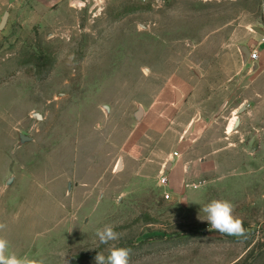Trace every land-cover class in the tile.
Segmentation results:
<instances>
[{
    "label": "rangeland",
    "instance_id": "obj_1",
    "mask_svg": "<svg viewBox=\"0 0 264 264\" xmlns=\"http://www.w3.org/2000/svg\"><path fill=\"white\" fill-rule=\"evenodd\" d=\"M260 30L264 0H0V236L11 251L95 264L109 248L96 230L110 224L130 264H264V52L242 63ZM196 75L219 90L242 82L178 145L170 118L188 115L172 113L170 93L190 92ZM212 199L233 203L244 237L209 230L200 209Z\"/></svg>",
    "mask_w": 264,
    "mask_h": 264
},
{
    "label": "crops",
    "instance_id": "obj_2",
    "mask_svg": "<svg viewBox=\"0 0 264 264\" xmlns=\"http://www.w3.org/2000/svg\"><path fill=\"white\" fill-rule=\"evenodd\" d=\"M43 3H55L60 0H39ZM255 41L252 44V46H255L259 52H260V58L262 52H264V30H260L258 33H255ZM242 63L245 68H248V66L254 61L250 58L246 59L245 56L243 55ZM259 61V59L257 60ZM255 61V62H257ZM260 66V65H259ZM243 67V68H244ZM260 70H264V67H262L261 63V68ZM239 76H241L239 74ZM245 77V76H244ZM190 85H188V88H191L190 92H185V90L181 89L179 90L181 95H177L178 98L176 99V95L173 93H170L171 100H170V109H172V113L174 114L175 109L178 108L180 104L182 105V110L179 109V111L183 114H187L188 118L186 120V123H182L180 117L174 120V118H170V134H172V137L176 139V144L178 145H189L190 142L195 140L208 126V114L213 113L217 108L215 105L219 102H221L219 105L222 104V98L228 96L230 92H233L235 88L238 86V82H242L241 80H231L232 84L229 86V91L225 89H218L217 88V79L214 78H207L205 79H200V75H196L195 81L188 80ZM198 82V83H197ZM252 81L247 82L246 86V92L249 93L251 90H253V84L251 83ZM204 83V84H203ZM205 88V89H204ZM218 89L219 91L215 92L214 90L211 89ZM187 90V89H186ZM175 92V91H174ZM203 94L206 96V100L204 101H198L197 98L202 97ZM222 100V101H221ZM224 104V103H223ZM222 104V105H223ZM245 109L246 105L244 104ZM152 109V108H151ZM187 110V112H186ZM216 112V111H215ZM218 112H220L218 110ZM239 125L241 124V119L238 117ZM173 124H176L175 126ZM238 125V126H239ZM235 126V132L237 130V127ZM196 136V137H195ZM176 153L179 156V159H176ZM174 158L176 159L171 167V170H175L178 166V163L181 159V156L179 152L175 151ZM185 156V155H184ZM171 157V158H172Z\"/></svg>",
    "mask_w": 264,
    "mask_h": 264
},
{
    "label": "clouds",
    "instance_id": "obj_3",
    "mask_svg": "<svg viewBox=\"0 0 264 264\" xmlns=\"http://www.w3.org/2000/svg\"><path fill=\"white\" fill-rule=\"evenodd\" d=\"M202 211L209 225L210 231H216L224 236L244 237L246 229L243 220L234 215V205L226 199H212L205 204ZM6 225L0 223V230ZM101 245H109L107 255L98 252L94 257L95 264H130L131 249L119 247L114 243L120 239V234L110 224L98 228L95 233ZM66 264L67 261L65 260ZM0 264H45V260L32 258L26 254L21 255L11 251L9 241L0 236Z\"/></svg>",
    "mask_w": 264,
    "mask_h": 264
},
{
    "label": "built area",
    "instance_id": "obj_4",
    "mask_svg": "<svg viewBox=\"0 0 264 264\" xmlns=\"http://www.w3.org/2000/svg\"><path fill=\"white\" fill-rule=\"evenodd\" d=\"M250 58L253 60V61H257L259 58H260V52L259 50L255 47V46H252L251 47V51H250ZM178 154L176 153V156ZM168 181V177H167V174H164L162 177H161V183L162 184H166ZM167 197H170L168 194H167Z\"/></svg>",
    "mask_w": 264,
    "mask_h": 264
},
{
    "label": "water",
    "instance_id": "obj_5",
    "mask_svg": "<svg viewBox=\"0 0 264 264\" xmlns=\"http://www.w3.org/2000/svg\"><path fill=\"white\" fill-rule=\"evenodd\" d=\"M243 53H244L245 58H246V59H249V56H250V49H249V47H247V46H243ZM244 109H245V106L243 105V106L241 107V109H240V113H241L242 111H244ZM238 125H239V121H237V123H236V126H238ZM21 137H22V140H23V141L31 140V137L26 136V135H21ZM172 165H173V163H170V164L168 165V170L171 169Z\"/></svg>",
    "mask_w": 264,
    "mask_h": 264
},
{
    "label": "bare ground",
    "instance_id": "obj_6",
    "mask_svg": "<svg viewBox=\"0 0 264 264\" xmlns=\"http://www.w3.org/2000/svg\"><path fill=\"white\" fill-rule=\"evenodd\" d=\"M237 121H238V116H237V114H235L234 115V117L231 119V122L229 123V125H228V133L229 134H231V133H233V131L235 130V126H236V123H237ZM118 168H119V166H118ZM166 171L168 170V164L166 165Z\"/></svg>",
    "mask_w": 264,
    "mask_h": 264
}]
</instances>
